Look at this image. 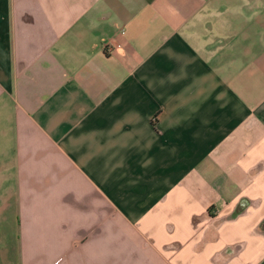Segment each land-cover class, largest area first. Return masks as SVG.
<instances>
[{"label":"crops","instance_id":"0c3cea01","mask_svg":"<svg viewBox=\"0 0 264 264\" xmlns=\"http://www.w3.org/2000/svg\"><path fill=\"white\" fill-rule=\"evenodd\" d=\"M0 264H264V0H0Z\"/></svg>","mask_w":264,"mask_h":264}]
</instances>
